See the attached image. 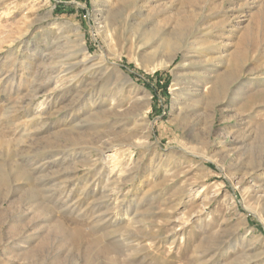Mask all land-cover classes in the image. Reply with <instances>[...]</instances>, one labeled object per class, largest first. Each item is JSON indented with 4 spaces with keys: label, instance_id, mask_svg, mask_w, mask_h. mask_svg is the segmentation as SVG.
<instances>
[{
    "label": "rangeland",
    "instance_id": "rangeland-1",
    "mask_svg": "<svg viewBox=\"0 0 264 264\" xmlns=\"http://www.w3.org/2000/svg\"><path fill=\"white\" fill-rule=\"evenodd\" d=\"M0 264H264V0H0Z\"/></svg>",
    "mask_w": 264,
    "mask_h": 264
},
{
    "label": "trees",
    "instance_id": "trees-1",
    "mask_svg": "<svg viewBox=\"0 0 264 264\" xmlns=\"http://www.w3.org/2000/svg\"><path fill=\"white\" fill-rule=\"evenodd\" d=\"M260 230H261V228H260Z\"/></svg>",
    "mask_w": 264,
    "mask_h": 264
}]
</instances>
